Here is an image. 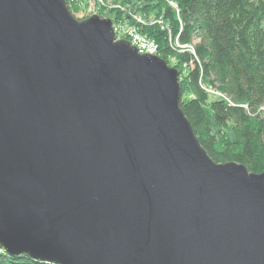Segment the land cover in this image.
<instances>
[{
    "label": "water",
    "instance_id": "obj_1",
    "mask_svg": "<svg viewBox=\"0 0 264 264\" xmlns=\"http://www.w3.org/2000/svg\"><path fill=\"white\" fill-rule=\"evenodd\" d=\"M0 247L55 264H264V172L213 160L178 70L111 19L0 0Z\"/></svg>",
    "mask_w": 264,
    "mask_h": 264
},
{
    "label": "trees",
    "instance_id": "obj_2",
    "mask_svg": "<svg viewBox=\"0 0 264 264\" xmlns=\"http://www.w3.org/2000/svg\"><path fill=\"white\" fill-rule=\"evenodd\" d=\"M110 2L122 4L112 10L115 21L122 14L129 21L134 16L145 20L158 55L178 70L180 106L209 156L264 172V0ZM68 7L74 16L79 13L78 4ZM176 41L186 47H177ZM205 88L222 91L230 101ZM0 264L54 263L26 254L10 256L0 247Z\"/></svg>",
    "mask_w": 264,
    "mask_h": 264
},
{
    "label": "rangeland",
    "instance_id": "obj_3",
    "mask_svg": "<svg viewBox=\"0 0 264 264\" xmlns=\"http://www.w3.org/2000/svg\"><path fill=\"white\" fill-rule=\"evenodd\" d=\"M66 1V0H65ZM88 0H85V1H75V0H67L66 1V3H67V6H72V5H75V4H78L79 5V7H80V9H79V13L78 14H76L75 15V17L77 18V19H79V20H83V19H85V18H87V17H89V16H91V15H93V14H97V15H99L101 18H111V16H112V14H113V12H112V10H115V8H120L121 6H122V4L121 3H117V4H112V2H110L108 5H110V6H103V4H100V2H99V0H90L91 1V3L87 6V7H84L83 5L87 2ZM111 1V0H110ZM113 1V0H112ZM107 2H109L108 0H104V4L106 3L107 4ZM111 5H116V7H113L112 8V6ZM82 6V7H81ZM69 8V7H68ZM82 8V9H81ZM102 11H105V13L104 14H102L101 12ZM121 11V13H123V11H125V10H120ZM122 18L119 20V19H117L116 21H115V19H114V23L116 24H118V23H120V24H122V26H120V24H119V26H120V28H118V30H115L116 31V34H117V38L118 39H125V40H128V41H133L134 39H135V36H138V35H140V36H146V37H149L148 36V34H147V32L144 30V28L146 27V25H147V22L145 21V20H143L142 19V23H140V26L139 25H137L136 27V31H137V33L136 32H133L132 33V35L130 34L129 36H127L129 33H128V29H127V26L129 25H131V26H135V16H134V20H130L129 21V17L128 18H126L123 14H122ZM123 19V20H122ZM140 19H141V17H140ZM137 24H139V22L137 23ZM126 32L127 33V35H124L123 33L124 32ZM152 39V38H151ZM175 45H176V43H175ZM188 50H190L189 48H188ZM162 58V57H161ZM218 90V89H217ZM218 92L221 94H223L225 97H226V95L222 92V91H219L218 90ZM215 130H217V128L215 127L214 128ZM228 134H229V136H230V138L231 139H234V134H233V131H232V129H230L229 128V130H228Z\"/></svg>",
    "mask_w": 264,
    "mask_h": 264
},
{
    "label": "built area",
    "instance_id": "obj_4",
    "mask_svg": "<svg viewBox=\"0 0 264 264\" xmlns=\"http://www.w3.org/2000/svg\"><path fill=\"white\" fill-rule=\"evenodd\" d=\"M73 1V0H72ZM75 1H78V0H75ZM79 1H85V0H79ZM109 1V0H108ZM99 2H100V4H103V6H110V5H108L109 3H110V1L109 2H107V4L105 3L104 4V0H99ZM112 6V8L113 7H116V5H111ZM112 21H113V28H114V31L115 30H118V28H120V26H122V24H120V23H114L115 21H114V19L113 18H110ZM135 22H139V23H142L143 21H142V18L140 19V17H138V16H136L135 17ZM119 24H120V26H119ZM137 25L135 24V26H127V29H128V35H127V33L126 32H124L123 34L124 35H127V36H129L130 34L132 35V33L133 32H136L137 33V31H136V27ZM115 35H116V39H118L117 38V34H116V31H115ZM130 43L132 44V45H134L137 49H138V51L140 52V53H149V54H154V55H158L159 53V49H158V44L154 41V40H152L150 37H146V36H140V35H138V36H135V39L131 42L130 41ZM176 46L177 47H179V48H183V47H186V46H181V45H179L178 44V41H176ZM189 49H190V52L195 56V57H197V55H196V52H195V49L192 47V46H190L189 47ZM159 56V55H158ZM206 89V88H205ZM206 91L208 92V93H210V94H212V95H215L216 97H220V98H222V99H226V100H228V101H230V99L226 96H224L222 93L220 94L218 91H216V89H206ZM55 264V263H54Z\"/></svg>",
    "mask_w": 264,
    "mask_h": 264
}]
</instances>
